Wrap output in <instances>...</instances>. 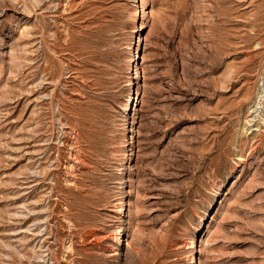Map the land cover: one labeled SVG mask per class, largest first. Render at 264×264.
<instances>
[{
	"label": "rangeland",
	"instance_id": "374dc122",
	"mask_svg": "<svg viewBox=\"0 0 264 264\" xmlns=\"http://www.w3.org/2000/svg\"><path fill=\"white\" fill-rule=\"evenodd\" d=\"M0 264H264V0H0Z\"/></svg>",
	"mask_w": 264,
	"mask_h": 264
},
{
	"label": "bare ground",
	"instance_id": "6f19581e",
	"mask_svg": "<svg viewBox=\"0 0 264 264\" xmlns=\"http://www.w3.org/2000/svg\"><path fill=\"white\" fill-rule=\"evenodd\" d=\"M221 2V1H220ZM257 19V18H256ZM248 39H250V38H248ZM246 40H247V38H246ZM137 94H139L138 92H137ZM141 95V94H140ZM139 95V101H141V96Z\"/></svg>",
	"mask_w": 264,
	"mask_h": 264
}]
</instances>
